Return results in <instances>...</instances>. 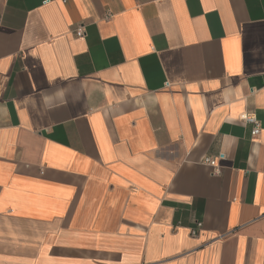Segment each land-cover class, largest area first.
Here are the masks:
<instances>
[{
	"label": "crops",
	"instance_id": "crops-1",
	"mask_svg": "<svg viewBox=\"0 0 264 264\" xmlns=\"http://www.w3.org/2000/svg\"><path fill=\"white\" fill-rule=\"evenodd\" d=\"M0 264H264V0H0Z\"/></svg>",
	"mask_w": 264,
	"mask_h": 264
},
{
	"label": "built area",
	"instance_id": "built-area-1",
	"mask_svg": "<svg viewBox=\"0 0 264 264\" xmlns=\"http://www.w3.org/2000/svg\"><path fill=\"white\" fill-rule=\"evenodd\" d=\"M111 16H107L106 20H109ZM75 35L77 37H83L85 35V31L82 25H77L75 28ZM242 120L246 124H250L252 126L251 130V136L253 138L257 137L261 132V125L259 120L256 118V116L253 113H247L242 117ZM203 165L209 166L213 169L214 173H219V167L217 164V159L212 157H205L200 162ZM197 227H200V224H197ZM192 234H195V231H192Z\"/></svg>",
	"mask_w": 264,
	"mask_h": 264
}]
</instances>
